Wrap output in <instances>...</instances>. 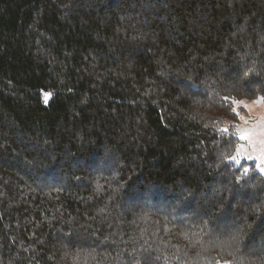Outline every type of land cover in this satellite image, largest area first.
Returning a JSON list of instances; mask_svg holds the SVG:
<instances>
[{
  "label": "trees",
  "instance_id": "obj_1",
  "mask_svg": "<svg viewBox=\"0 0 264 264\" xmlns=\"http://www.w3.org/2000/svg\"><path fill=\"white\" fill-rule=\"evenodd\" d=\"M254 97L264 0H0V264H264Z\"/></svg>",
  "mask_w": 264,
  "mask_h": 264
},
{
  "label": "rangeland",
  "instance_id": "obj_2",
  "mask_svg": "<svg viewBox=\"0 0 264 264\" xmlns=\"http://www.w3.org/2000/svg\"><path fill=\"white\" fill-rule=\"evenodd\" d=\"M234 109L238 117L236 134L247 130L251 136L250 139L240 140L231 160L234 163L252 161L260 171L257 165L264 166V97L238 100L234 103Z\"/></svg>",
  "mask_w": 264,
  "mask_h": 264
},
{
  "label": "snow or ice",
  "instance_id": "obj_3",
  "mask_svg": "<svg viewBox=\"0 0 264 264\" xmlns=\"http://www.w3.org/2000/svg\"><path fill=\"white\" fill-rule=\"evenodd\" d=\"M225 131H227V130L225 129ZM237 135H238L240 140H246V139H250L251 133L248 132L247 130H244V131H238ZM238 150H239V148H238ZM249 158H251V157H249ZM227 159H234V157L229 156V157H227ZM257 167L260 169V171L262 173H264V166L258 164Z\"/></svg>",
  "mask_w": 264,
  "mask_h": 264
}]
</instances>
